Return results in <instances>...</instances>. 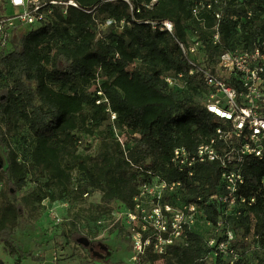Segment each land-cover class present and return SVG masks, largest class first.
Segmentation results:
<instances>
[{
  "label": "trees",
  "instance_id": "16d2710c",
  "mask_svg": "<svg viewBox=\"0 0 264 264\" xmlns=\"http://www.w3.org/2000/svg\"><path fill=\"white\" fill-rule=\"evenodd\" d=\"M73 1L78 8L68 7L65 14L55 9L50 24L19 29L9 46L0 48V146L6 150V166L0 167V243L11 256L18 252L12 235L21 215L37 218L45 201L99 192L100 207L117 203L132 209L139 187L152 175L181 178L169 165L173 149H195L218 123L204 107L209 91L199 77L189 76L178 42L197 32L203 40L197 58L213 70L220 54L264 38V0L228 4L225 14L248 9L253 17L239 28L220 23L215 45L209 40L213 11L203 12L200 26L191 17L190 0ZM164 21L172 23V33L159 29ZM176 74L184 76V92L165 83V76ZM22 128L29 137L18 150L10 135ZM114 130L128 139L121 141ZM80 134L97 136V152L78 151ZM243 172V194L254 196L255 205L231 218L229 227L245 236L253 219L264 235V159L248 160ZM29 178L34 189L19 197ZM217 181L215 164L200 165L185 181L182 199H206ZM217 215L211 206L201 214L212 223ZM208 237L191 229L186 245L169 246L162 255L147 250L137 264H208ZM261 249L250 253L247 264H262Z\"/></svg>",
  "mask_w": 264,
  "mask_h": 264
},
{
  "label": "built area",
  "instance_id": "2783aa9c",
  "mask_svg": "<svg viewBox=\"0 0 264 264\" xmlns=\"http://www.w3.org/2000/svg\"><path fill=\"white\" fill-rule=\"evenodd\" d=\"M190 2L191 17L200 26L205 21L203 12L213 11L215 22L209 29V40L214 45L220 41V23L231 22L239 28L241 22H249L253 17L248 9L241 15L225 14L227 5L234 0ZM8 4L15 13L0 17V48L9 46L11 37L19 29L50 24L55 9L62 8L65 14L68 7L78 8L73 0H8ZM109 23L107 21L105 26ZM159 29L172 33L173 26L164 21ZM178 45L190 65L189 76L199 77L208 89L204 107L218 124L213 134L195 149L183 146L173 149L169 165L183 179L168 181L152 175L149 182L139 187L133 208L121 207L120 212L112 213V220L126 226L133 258L138 259L147 250L162 255L169 246L186 245L192 226L203 209L211 206L218 211L215 223L205 220L210 227L206 244L212 257L220 264H247L246 258L252 251L262 248L264 252V241L260 245L264 235L256 231L253 219L245 236L238 235L229 226L231 218L239 219L255 205L254 196L243 194L245 163L264 159V38L220 54L213 70L197 58L203 46L197 32H193L186 43L178 42ZM164 80L168 87L184 84L182 74L167 75ZM206 163L216 166V191L206 199L199 196L178 200L177 194L184 189L185 181Z\"/></svg>",
  "mask_w": 264,
  "mask_h": 264
},
{
  "label": "rangeland",
  "instance_id": "374dc122",
  "mask_svg": "<svg viewBox=\"0 0 264 264\" xmlns=\"http://www.w3.org/2000/svg\"><path fill=\"white\" fill-rule=\"evenodd\" d=\"M14 13L15 10L9 6L8 0H0V17ZM14 35H17L16 32ZM184 87L179 84L176 90L179 93L184 92ZM115 133L121 141L128 139L123 133L114 130ZM28 137V130L22 128L17 134L10 135V142L21 150L20 144ZM79 139L82 143L78 148L80 153L97 152V136L80 134ZM5 166L6 150L0 146V167ZM74 178L78 180L76 174ZM34 187L35 183L29 178L18 196L25 195ZM177 197L178 200H183L181 192ZM99 199V192H91L80 199L66 197L55 203L45 201L37 218L21 215L12 235L18 252L11 256L0 243V260L5 264H137L138 259L133 258L126 226L115 224L112 220V213L120 212L121 207L117 203L100 207ZM120 228L123 232H119ZM209 228L204 217L200 215L192 226V232L205 238L209 236ZM79 238H86L89 246L79 244ZM208 260V264H220L211 253ZM156 264L164 263L158 261Z\"/></svg>",
  "mask_w": 264,
  "mask_h": 264
},
{
  "label": "water",
  "instance_id": "95a60500",
  "mask_svg": "<svg viewBox=\"0 0 264 264\" xmlns=\"http://www.w3.org/2000/svg\"><path fill=\"white\" fill-rule=\"evenodd\" d=\"M78 243L81 244L84 247L89 246V241L86 238H79ZM90 251H92V248H90Z\"/></svg>",
  "mask_w": 264,
  "mask_h": 264
},
{
  "label": "snow or ice",
  "instance_id": "6c2138e0",
  "mask_svg": "<svg viewBox=\"0 0 264 264\" xmlns=\"http://www.w3.org/2000/svg\"><path fill=\"white\" fill-rule=\"evenodd\" d=\"M17 2H19V0H17Z\"/></svg>",
  "mask_w": 264,
  "mask_h": 264
}]
</instances>
